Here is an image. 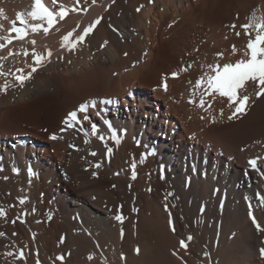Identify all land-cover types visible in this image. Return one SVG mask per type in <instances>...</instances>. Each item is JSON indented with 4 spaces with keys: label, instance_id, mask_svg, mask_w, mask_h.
Segmentation results:
<instances>
[{
    "label": "bare ground",
    "instance_id": "obj_1",
    "mask_svg": "<svg viewBox=\"0 0 264 264\" xmlns=\"http://www.w3.org/2000/svg\"><path fill=\"white\" fill-rule=\"evenodd\" d=\"M71 1L53 5L43 0L52 10L63 5L68 15L57 18L47 35L29 29L24 40H13L0 50V55H7L9 50L28 49V57L21 52L3 62L5 71L23 68L25 74L31 71V40L36 41V52H52L50 61L37 67L23 88L12 76L0 77V86L9 82L7 91H0V206L7 212L0 218V231L5 233L0 237V264H61L59 255L64 256L63 264H259L255 260L264 259V239L258 237L264 231H257L248 215L251 204L264 228L259 199L264 195V95L253 102L257 85L238 90L250 99L246 113L232 119L234 106L225 109L228 102L216 93L209 104L205 101L206 111L183 97L174 104L183 81L166 80L167 91L163 83L157 84L172 66L170 45L161 40L148 49L141 38L150 36L148 30L163 16L193 14L196 4L185 7L182 1L177 6L173 0H158L145 12L133 14V0H81L87 11L81 2ZM230 1L208 0L203 15L223 9L222 15L231 9ZM32 4L33 0H0V36L8 35L13 21L21 26L18 13L29 24L41 23L27 15ZM98 17L100 24L75 50L61 47L64 35L76 29L74 39ZM234 42L245 55L246 40ZM83 100L96 101L87 112L90 119L81 122L85 113L78 112L80 123L61 131L65 117ZM105 100L112 103H101ZM105 121L116 130L119 145ZM92 124L104 135L103 142L91 134ZM105 145L112 148L111 155ZM152 150L155 155L141 162V155ZM251 159L257 160V170L249 167ZM133 163L136 179L131 178ZM116 215H122L123 222ZM182 239L187 250L180 247ZM21 251L24 258L18 259Z\"/></svg>",
    "mask_w": 264,
    "mask_h": 264
},
{
    "label": "snow or ice",
    "instance_id": "obj_2",
    "mask_svg": "<svg viewBox=\"0 0 264 264\" xmlns=\"http://www.w3.org/2000/svg\"><path fill=\"white\" fill-rule=\"evenodd\" d=\"M53 5H56L57 0H52ZM114 2V0H113ZM93 3H95V0H93ZM77 4H79V0H77ZM142 7V6H141ZM138 12L140 11V8L136 9ZM72 11H80L78 8H73ZM83 11H87V9H83ZM3 9H0V14H2ZM28 17H30L32 20L40 21L41 23L36 24H29L28 21L24 18V14L18 13L16 19L20 22L21 26H16L15 21H13V25L9 30L8 35L6 36H0V50H3L7 47V45L11 44L13 40H24L25 37L28 35L29 29L31 32L36 33L39 31H43L45 35L48 34L49 30L57 23V18L59 20L65 19V17L68 15V10L63 6L59 5V7L56 10L49 9L47 6L44 5L43 0H33V4L31 7V11L28 12ZM102 20V17H98L95 21H93L91 24H89L87 27H85L82 31V33L75 36L73 39V34L75 33L76 29H73L72 31L68 32L66 35L62 37L61 47L67 48L68 51H73L77 47V45L84 42L85 38L89 36L93 30L96 28L97 25L100 24ZM47 25V26H45ZM77 27H79V24H77ZM233 28H235V25H232ZM241 27L244 29L245 34L249 35V40L247 42L246 48L247 51L245 55L248 56L247 60L241 59L238 60L235 64H224L222 67L220 65H209V69L211 71V75L208 73H205L203 76L199 77L194 85L193 89V95L196 94L197 90H201L200 95L201 99L199 101V106L203 108L205 106V96H212L214 93L218 94L220 97H226L227 101L230 106H234V111L232 113V116L229 117V119H232L237 114H244L247 111V105L249 102L250 97L247 95L240 96L238 94V90L242 89L243 86L248 81H253L256 83L257 87L259 88V91L256 92V97L259 98L262 95H264V17L257 18L255 15H253L250 18V22L248 24L241 25ZM250 28H253L255 30V36L252 37V33H250L248 30ZM12 33H15L13 36ZM240 33H237L239 35ZM30 43L33 45V48L31 50V71L26 73L24 72L23 68H17L14 72L9 69L8 71H5V65L4 61L8 60L9 57L13 56H19L21 55V52L24 57L29 56V50L24 48L21 51L13 52L12 50H9L7 52V55H0V77H8L12 76L16 82V84L23 88L25 83L32 78V73L36 72L37 67L42 66V64L45 61H50V58L52 56V52L49 49L47 51V54L38 53L35 50V40H31ZM107 44V41L104 42ZM103 47V45H101ZM236 48L233 46V53H235ZM219 55V54H218ZM188 67H191V65H188ZM187 69H181V71H186ZM178 76L177 72L172 73V77L176 78ZM9 87V82L5 80V83L3 86H0V91L6 92ZM163 88L165 91H167V83L163 84ZM194 100H189V103H194ZM101 103H112L110 100L101 101ZM89 107H96V101L91 102H85L79 105L78 109L75 111H71L68 113V115L65 117L63 124L65 125V128H62L61 131H65L69 128H75L77 124L80 123V120L78 119V112L85 113L83 116V120H89L90 117L87 115ZM213 122H215L213 120ZM105 123L108 125V131L110 132L111 139L119 145L121 140L120 137L117 135L116 130L112 127L111 123L108 121H105ZM91 134L93 136H97L99 140L102 142L105 140V137L103 134L98 135V128L96 124L91 125ZM51 139L55 140L57 137L55 135L50 137ZM87 142V141H86ZM137 144L139 145V141H137ZM107 149L108 155H111L112 148H108L107 145H105ZM92 155H96V153H92ZM146 155H155V151H150L146 154L141 155V162L145 159ZM249 167H251L253 170L258 169L257 160L251 159L248 161ZM97 168L100 167L99 164L96 165ZM132 168V179H136V164L133 163L131 165ZM2 171V169H0ZM13 172L18 173L17 168L12 169ZM28 175L31 177L34 175L32 170L28 169ZM93 176H96L97 174L94 172L92 173ZM7 179V177H4ZM163 178V177H161ZM114 187V186H113ZM150 191V189H149ZM171 195V193L166 194L165 199H167V196ZM95 199V197H93ZM247 199V198H246ZM260 199V206L264 207V195H261L259 197ZM26 198H20L19 203L25 204ZM167 209V205H165ZM252 205L249 204V212L248 215L252 220L253 225L256 227L257 231H264V228L261 227V225L257 222L255 216L252 213ZM203 211V209H201ZM34 211V209H33ZM133 211H136V209H133ZM171 215V214H170ZM7 212L3 206H0V218H6ZM19 219V217H17ZM115 219L117 221L123 222V216L122 215H116ZM16 221L13 220L12 223H15ZM169 224H172L171 218L169 219ZM173 231H175L173 227ZM16 233H13L15 235ZM5 236V233L0 231V237ZM193 237L191 235L187 236L186 240L190 241ZM186 240L182 239L180 240V247L184 250H187L188 244L186 243ZM63 242V237L61 238V243ZM137 252H139V249H136ZM8 255H13V253L9 252ZM176 253H174L175 255ZM261 255L264 256V249H261ZM18 259L24 258V253L21 251L17 254ZM89 260L93 259V254H89L88 256ZM56 260L60 261L61 264H63L64 256L59 255L56 257ZM37 264H39V261H37Z\"/></svg>",
    "mask_w": 264,
    "mask_h": 264
},
{
    "label": "rangeland",
    "instance_id": "obj_3",
    "mask_svg": "<svg viewBox=\"0 0 264 264\" xmlns=\"http://www.w3.org/2000/svg\"><path fill=\"white\" fill-rule=\"evenodd\" d=\"M73 1L74 2L76 1L75 4H77V0H72L71 3ZM82 1H84V3L87 2V0H82ZM82 1L79 0V2H81L80 4L82 5L83 9H85L86 6H85V4L82 3ZM157 1L158 0H145V1L144 0H142V1L141 0H133V2H134L133 10H135V11H133V14H135L134 12H136L138 14L143 13L144 10L146 11L150 7L155 6V4H156L155 2H157ZM173 1L175 2V4L177 6H181L180 5V3H181L180 1H182V3H184L185 7H187L190 3L194 2L196 4V6H197L196 12L193 13V14L186 13L187 15L182 14V16L181 15H176L177 13L173 12V14H168V16L167 15L163 16L161 22H158L157 25L155 24L154 26H151L150 30L152 31V33H151L150 30H148L149 31L148 35H150V36L147 37L148 38V43H147V40L145 41V39H147V38H145V36H143L141 38V41H142L141 43H142V45L144 47L150 49L151 47L156 46L159 42H161V40L163 42H168L167 44L170 45L171 51H172L171 60H172L173 68L171 66L170 69H172V70L174 69V70L171 72L170 69H168V70L165 69L162 72L163 74L160 75L159 78L157 79V82H158L157 84H161V83L164 84V82H166V80H168L167 82H169V80L170 81L171 80L172 81H177V82L178 81H183V83L185 84L184 85V89H182L179 92V95H177L179 98L177 97V98L173 99V103L177 104L179 102V100L182 99V97H183V99L187 100V102L190 99L196 101L194 103H189V104H192V106L195 103H197L198 106H199V102L198 101H200V99H201L200 98L201 95H200L199 92H201L202 89L201 90H197L195 96L193 95V91L191 89H194L193 86L195 85V82L198 79V77L203 76L205 74V72L210 74V75L212 74L210 69H209V65H217L218 64V65H220L222 67L224 64H229V63L235 64L238 60H241V59H244V58H245L244 60L248 59L247 57H245L243 52H238L236 50L235 53H233V46H236V44H237V43L234 42V40H237L238 38H242V39L244 38L246 40V42H248L250 37H249V35L245 34V31L241 27V25L248 24L250 22V18L253 15H255L257 18L264 17V0H233V1H230V4H231V9L230 10H228V11L226 10L222 15H220V13L223 11V9L221 8L222 11L221 10L219 11V10H217V7H216V10H217V12L219 11L218 12L219 14L216 15L217 12L213 10L214 13L212 11V12H210L211 15L207 14V16H206L207 18L203 15V12L205 11V9L207 10V7L209 5L208 4V0H204L202 2L201 1L199 2V0H173ZM233 4H234V7H233ZM84 6H85V8H84ZM203 6H205V7H203ZM137 8H140L139 12L136 10ZM163 9H164L163 7L162 8L160 7L159 8L160 12H163ZM200 12H202V13H200ZM227 12L228 13L230 12L232 15L228 14ZM174 13H175V15H174ZM228 15H229V17H226ZM184 18L187 19V20H185ZM171 19L173 21H171ZM204 19H206V20H204ZM208 20H209V22H208ZM213 21H216V22H214V25H213ZM229 21L232 22V23H230ZM227 22H229V23H227ZM209 24H211V25H209ZM232 24L235 25V28L232 27ZM182 25H183V27H182ZM173 27H176V28H173ZM215 27H217V29ZM179 29H181V30H180L179 33H177V31ZM248 31L250 33H252V37L251 38H254L255 30L253 28H250ZM169 32H171V33H169ZM237 33H240L238 35L239 37L237 36ZM216 34H217V36H216ZM213 35H214V37H213ZM151 36H153L154 38L151 37ZM159 36H160V38H159ZM149 38H150V40H149ZM151 39H152L153 42L151 41ZM154 39H156V40H154ZM154 41H156V42H154ZM171 44H173V45H171ZM179 47H180V49H179ZM177 50L179 51L178 53H177ZM182 53H184V54H182ZM186 54H188V55H186ZM239 54H240V56H239ZM173 57H174V59H173ZM232 59H234L235 61L233 62ZM188 65H191V67L189 68ZM174 66H175V68H174ZM198 66H199V68H196ZM185 68L188 69L189 71L186 70L184 72V71L180 70V69H185ZM200 68L202 69L201 71H200ZM175 69H176V71H175ZM197 69H199V70H197ZM173 72H177L178 73V76L176 78L172 77V73ZM201 74H203V75H201ZM163 75H164V77H163ZM179 76H181V77H179ZM194 77H195V79H194ZM181 78H184V79H181ZM250 83H254V85L256 87V83L253 82V81L246 82V84L244 86L246 87ZM189 91H190V93H189ZM151 95H153V93H151ZM212 96H210V97L209 96H205L204 97L205 101L208 102L209 99H211ZM192 97H194V98H192ZM259 99H260V97L257 98L256 94H255L252 100H253L254 103H256ZM87 100H83L82 102H84V101L87 102ZM151 100L153 102H155L153 97H152ZM225 101L228 102L226 97H225ZM82 102H81V104H82ZM206 102H205V104H206ZM79 104L76 106L75 110L78 109ZM208 104H209V102H208ZM204 107L207 109V106H204ZM204 107L203 108L200 107V108L202 110L206 111V109H204ZM229 107H230L229 103H226L225 106H224L225 109H228ZM88 110H90V109H88ZM200 118H201V116H200ZM82 121H83V119L81 118V122ZM15 131L18 132L19 129H18V131H17V129ZM15 131H13V132H15ZM40 133H43V131L41 132V130H40ZM33 141L38 142L35 139H33ZM44 145H45V147H48L52 152L54 151V148H52L50 145L43 144V146ZM136 145L139 146L140 145V141H139V145L138 144H136ZM258 239H259L258 241H260L261 239H264V235L263 236L262 235L259 236ZM256 257H257L256 258L257 260H255V261H257L259 264H264V261H263L264 259L263 258H260L259 256H256ZM199 264H201V263H199ZM216 264H230V263L222 262V263H216ZM231 264H235V263H231Z\"/></svg>",
    "mask_w": 264,
    "mask_h": 264
}]
</instances>
